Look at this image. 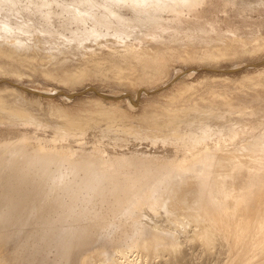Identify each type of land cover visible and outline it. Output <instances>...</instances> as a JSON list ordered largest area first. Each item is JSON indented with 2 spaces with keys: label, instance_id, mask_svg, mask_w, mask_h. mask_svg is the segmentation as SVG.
Listing matches in <instances>:
<instances>
[{
  "label": "rangeland",
  "instance_id": "rangeland-1",
  "mask_svg": "<svg viewBox=\"0 0 264 264\" xmlns=\"http://www.w3.org/2000/svg\"><path fill=\"white\" fill-rule=\"evenodd\" d=\"M188 1L0 0V156L66 157L64 175L82 162L200 171L208 219L168 206L166 184L127 216L103 206L98 222L44 221L41 206L29 214L34 181L21 188L0 170V264H264V0ZM231 154L249 168L220 173ZM214 172L227 176L218 200Z\"/></svg>",
  "mask_w": 264,
  "mask_h": 264
},
{
  "label": "bare ground",
  "instance_id": "bare-ground-1",
  "mask_svg": "<svg viewBox=\"0 0 264 264\" xmlns=\"http://www.w3.org/2000/svg\"><path fill=\"white\" fill-rule=\"evenodd\" d=\"M121 1L124 2L126 0H121ZM186 2H188L189 5L191 4V2H189L188 0H186ZM183 3L186 4L184 1ZM22 90L23 92L25 91V89H22ZM31 94L37 95L39 97L44 96V95H49V94H44L41 92L39 93L38 91L36 93H31ZM102 97L104 96L101 95L100 98ZM105 97H108L107 99H111V100L117 99L116 98L117 96L115 97L105 96ZM10 117L15 118L14 116H10ZM24 120L26 122L33 121L31 117H25ZM263 149H262L263 154L261 155H264ZM5 153H6L5 155L0 156V170H6L7 176H11V178H13L15 181L18 179L17 181H20V184L18 186H21V188L26 187L27 184H29L30 180L34 181L35 188L34 187L33 188L35 190H33L29 196L30 200H32L33 207L32 209H30L29 214L33 213L34 208H38L39 206H41L42 211L38 213L40 216L39 218L40 220L48 221L49 217L55 215L57 217L56 218L57 222H62V221L66 222L70 219V221H73L76 223L78 219L81 220L80 218L85 219L88 217H91L93 218V220H96L98 222L105 216L103 211L100 210V209L103 210V208L105 209V207H107V209L111 211L112 210L114 211L123 210L125 211L124 213V216H125L126 214H130L131 212H134L135 210H140L142 205L145 206V203H142L140 201V199L144 197L141 195L143 193V190L145 192L147 187H151V189L149 188L150 190L148 192L149 193L151 192L152 194L151 196H154V199H156L155 195H157L158 193H161L160 192L162 190L161 188L163 186H166V184H167V187H170L168 189L167 187L166 188L164 187L165 197H167V201H169L168 206H170L173 209L178 208L179 210V208H181L185 210V212L183 211V213H185L186 217L192 221H196L197 223L199 222L200 219L202 220L207 219L206 214H204V211H202L198 207L197 205L198 201L194 197L195 186L197 185L196 177L199 176L198 173L200 171L196 173L195 171H193L194 173L193 172L191 173L192 170L188 169L191 166L190 167L187 166V170H190V173H191L190 176L185 175V173L188 171L183 172V170H186V168L185 169L181 168L182 169L181 171L180 170L176 171L178 172L179 175L178 174L174 175L176 173L172 174L171 170H173V168L171 169L170 166L169 168H167L168 167L167 166V167L158 169L157 173L155 171V174L157 175H154V172L152 173L151 171H149V169L147 170V172H144L146 170L142 171L141 174L140 172L139 174H134V173L131 174L128 171L124 172L123 169L118 170V172L116 170H112V171L110 170L111 172L113 171L117 172V173L110 174L108 173L106 169H104L105 171H107L106 173L105 172L100 173L102 171L100 172L98 171L99 169H97V164L95 163H83L82 162V164L78 163L76 166L74 165L73 170L69 173V171L71 170L75 162L71 163L72 165L71 164L69 165V163L67 162H69L70 160L69 158L67 159L66 157L56 156L55 158H53L54 156L51 157V156L45 155L44 153L43 154L37 153L34 157H32V156L27 155L24 152L23 148L21 147L9 149ZM232 156L233 154H231V156L229 155V157L226 155V157H228L226 158V161L225 159L222 160V162L220 160L217 161L214 164L215 168L218 170L220 168V173H221V169H223L222 172H225L227 169V165L233 163ZM233 157L234 159L237 158L235 156ZM261 161L264 162L263 159ZM65 164L66 166L67 165L71 166V168L68 167L70 169L69 171H68V168L66 169L68 171L66 173L67 175L62 174L65 169L61 171V169L64 167ZM233 165L237 167L234 169H236V171L238 172H241L243 170L245 171V169L248 167L247 166L248 164H246L245 161L241 162L240 160L239 162L233 163ZM193 169L196 170L194 167ZM229 171H232V170L230 169ZM214 173L213 175H211L209 183L207 182L210 186V193L208 195L214 200L216 199L218 200L220 197H223L224 192L228 189L225 186L226 184L225 178H227V176L225 177L226 174L224 173L222 174L219 173L220 175L217 172L215 174H218V175H214ZM195 178H196V181H195ZM34 179H36V181ZM202 179H205V178H202ZM47 186H52L53 188L47 190L46 189ZM255 186L256 185H254V182H253L251 183V186H249V188L251 187L252 189V187L254 188ZM250 191L251 190H249L248 192ZM90 193H92L91 197L89 199H84L85 196H87ZM107 194H110V196ZM246 194H248L247 191H246ZM107 196H109V198ZM81 197H84V198H81ZM150 197L146 195L145 197L147 198L146 201H148ZM210 197L208 198L210 199ZM198 199H201V198H198ZM153 203H154V200L152 201V204ZM208 203L210 204V201ZM149 204L151 203L149 202ZM235 207L236 206L234 205L233 208ZM150 208H153V207H150ZM263 218L262 219L259 218L257 220L259 221V224L257 225V228H256V230L258 231H261L264 228ZM202 220L201 222H199L200 226H201ZM56 221L52 220L51 223H56ZM224 227H225L224 230L228 231L229 227L228 226L227 227L224 226ZM88 228H91V227L87 226V229H82V230L80 228L81 230L80 233L81 234L82 233L92 234L93 231H95L96 233V230L94 228L93 229L92 228L88 229ZM201 232H203V235L206 238H209V236L213 233L211 228H208V227H203ZM73 233L74 232H70V231L67 232L69 236L74 235ZM71 237L72 236H70L69 238ZM72 238H74V236ZM70 240H73V239H70ZM153 241H154L153 239L152 241L150 240V242H152L151 244H153ZM156 241L154 243H156ZM145 242L144 243L141 242L140 246L142 245V243L143 245L141 247H145V246L149 247V245L152 246L150 242L146 244ZM118 252H119L118 254L122 256H125L127 254L124 251L122 252L118 251Z\"/></svg>",
  "mask_w": 264,
  "mask_h": 264
},
{
  "label": "water",
  "instance_id": "water-1",
  "mask_svg": "<svg viewBox=\"0 0 264 264\" xmlns=\"http://www.w3.org/2000/svg\"><path fill=\"white\" fill-rule=\"evenodd\" d=\"M256 65H259V64H254V65H252V66H256ZM77 95H78V94L71 95L70 98H68V99H71V98H73V97H75V96H77Z\"/></svg>",
  "mask_w": 264,
  "mask_h": 264
}]
</instances>
